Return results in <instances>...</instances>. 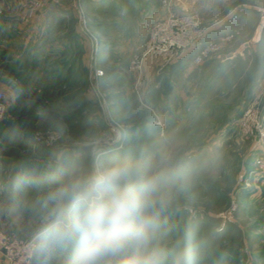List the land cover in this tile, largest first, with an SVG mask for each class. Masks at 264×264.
Listing matches in <instances>:
<instances>
[{"label":"rangeland","instance_id":"rangeland-1","mask_svg":"<svg viewBox=\"0 0 264 264\" xmlns=\"http://www.w3.org/2000/svg\"><path fill=\"white\" fill-rule=\"evenodd\" d=\"M91 1L88 7L84 0H47L30 19L17 2L0 0V90L9 96L12 122H30L26 140L32 145L0 143V161L15 151L13 170L0 168V230L35 240L42 264H69L72 246L53 252L38 238L41 198L69 175L136 161L144 175L162 167L180 175L165 190L164 244L197 247L200 264H264V178L255 173L252 144L236 124L264 73V39L242 55L232 48L199 66L184 54L143 57L153 21L143 0ZM241 4L248 0H225L219 12L227 15ZM140 59L142 71L135 73ZM20 61L29 69L3 68ZM51 114L59 122L81 119L85 129L76 138L55 124L39 132ZM38 133L44 142H37ZM31 167L39 169V179L21 175ZM18 193L23 205L13 197ZM239 210L242 219L235 216ZM0 264H6L1 257Z\"/></svg>","mask_w":264,"mask_h":264},{"label":"clouds","instance_id":"clouds-1","mask_svg":"<svg viewBox=\"0 0 264 264\" xmlns=\"http://www.w3.org/2000/svg\"><path fill=\"white\" fill-rule=\"evenodd\" d=\"M179 179L168 167L144 175L136 161L69 175L40 200L38 238L53 252L72 246L69 264H200L197 247L161 239L165 190Z\"/></svg>","mask_w":264,"mask_h":264},{"label":"built area","instance_id":"built-area-1","mask_svg":"<svg viewBox=\"0 0 264 264\" xmlns=\"http://www.w3.org/2000/svg\"><path fill=\"white\" fill-rule=\"evenodd\" d=\"M24 8L25 17L33 18L35 13L45 6L47 0H12ZM180 0H163L166 15L163 19L151 24L147 38L142 46L144 56L153 54L164 58H172L192 52L193 65L199 66L220 53L225 44L229 43L233 36L221 37L218 41L203 42L206 30L201 29V19L190 12L179 15L174 7ZM256 12L264 20V7H255ZM264 29V24H259ZM141 60V59H140ZM134 62L132 71H142V60ZM97 78L103 76L100 70L95 71ZM140 82V76L137 78ZM11 102L8 94L0 90V123L12 121L10 112ZM239 135L243 140L250 141L254 152L255 173L264 178V84L246 107L242 115L236 121ZM116 130H113V135ZM117 135V134H116ZM119 135V134H118ZM41 133H38V143L44 142ZM36 250L35 240H20L0 230V257L6 264H33V256Z\"/></svg>","mask_w":264,"mask_h":264},{"label":"crops","instance_id":"crops-1","mask_svg":"<svg viewBox=\"0 0 264 264\" xmlns=\"http://www.w3.org/2000/svg\"><path fill=\"white\" fill-rule=\"evenodd\" d=\"M221 4H225V0H192L191 2L190 0H180V3L175 5L174 11L179 15L185 14L186 12L194 13L198 15L200 19H203L206 33L210 36L207 42L218 41L224 36H233V39L224 45L222 49L223 52H229V50L233 48V53L239 51L240 55H242L245 49H256L257 44L261 43L264 39V29L259 27L260 23L261 25L264 24V20H261L260 15L254 8L264 7V0H248V4H241L237 10L227 15H222V13L219 12ZM141 5L142 7H146L144 12L148 13V17L153 20L152 23L164 18L162 0L160 2H157V0H143L141 1ZM242 9L245 10V12L243 15L238 16V19L242 17L244 23L242 27L238 29L232 23L237 18V12ZM184 58L192 63V52H186ZM263 84L264 73L261 74L256 83L252 84L253 89L250 91L252 95L248 104H250L260 92Z\"/></svg>","mask_w":264,"mask_h":264},{"label":"trees","instance_id":"trees-1","mask_svg":"<svg viewBox=\"0 0 264 264\" xmlns=\"http://www.w3.org/2000/svg\"><path fill=\"white\" fill-rule=\"evenodd\" d=\"M84 3H86L88 7L94 5V4H92L91 0H84ZM244 12H245V10H243V9L238 11L237 15H236V17H237L236 20L233 21V23L231 22L238 29L240 27H242V24L244 23V19L242 17H240L238 19V16L243 15ZM209 37H210L209 34L206 33V35L203 39V42H207V39ZM185 58H187V57H185ZM6 60L11 61L9 59V57H7ZM3 68L8 69V70H13V69L14 70L15 69L27 70V69H29V65L25 61H23V62L20 61L16 64H12V63H10L9 65L4 64ZM62 94H66V91L65 92L63 91ZM69 98L71 99L72 97L69 96ZM242 113H241V115H242ZM50 124L57 125V127L59 129L63 130L66 133H69V135H71L73 138L78 137L79 133L85 129L84 121L81 119H65L62 122H59L58 120H56V116H54L52 114L48 116L47 123L39 126L37 129L39 132H43L46 130L47 127H49ZM22 125L17 124L15 120L13 122L7 121V122H1L0 123V143L3 145V148L11 149V147H18L20 149H23V148H25L27 150L32 149V145L27 144V140H26V138H28V140L30 138V134H29L30 122L26 123L24 126H22ZM20 127H22V128H20ZM14 152H15L14 150H8L7 152L4 153V156L9 157V159L8 158L1 159L0 168L2 170H6V171H12L13 170L14 162L12 160H10V158L15 156ZM62 160H63V165L61 167V170L65 171L67 168L66 164H68V162H69V158L65 157ZM18 170H19V167H18ZM38 172H39V169H37L36 167H31V168H28L26 170H23V173L21 175L24 178L31 176L34 179H39ZM13 197L15 199H17L21 205L24 204L23 203L24 199L22 196H20L19 193L17 195H14ZM235 216L237 218H240V219L245 217L244 212L241 210H239L235 214ZM230 230H231V233L237 238V240H241V231L239 230V228L232 226ZM41 250H42V246L37 247L36 252L33 256V264H42L43 254L41 255Z\"/></svg>","mask_w":264,"mask_h":264}]
</instances>
